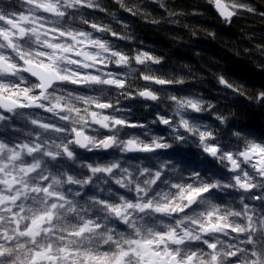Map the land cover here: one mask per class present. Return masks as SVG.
Listing matches in <instances>:
<instances>
[{"label":"clouds","instance_id":"clouds-1","mask_svg":"<svg viewBox=\"0 0 264 264\" xmlns=\"http://www.w3.org/2000/svg\"><path fill=\"white\" fill-rule=\"evenodd\" d=\"M17 16L0 264H264V0H0Z\"/></svg>","mask_w":264,"mask_h":264},{"label":"snow or ice","instance_id":"snow-or-ice-1","mask_svg":"<svg viewBox=\"0 0 264 264\" xmlns=\"http://www.w3.org/2000/svg\"><path fill=\"white\" fill-rule=\"evenodd\" d=\"M25 2L31 3V0H25ZM25 23L26 18H20L18 16L0 18V25H5L8 29L6 32H0V44L7 45L6 48H0V56H8L11 52L16 49L17 42L23 43L25 39ZM0 63L5 65L8 69H12L14 67V65L9 63L7 59H4ZM33 67L40 69L46 74L51 73L53 71L44 64H34ZM193 195H199V193H194ZM189 199H192V196H189ZM145 255H147V253ZM149 264H151V262H149Z\"/></svg>","mask_w":264,"mask_h":264}]
</instances>
